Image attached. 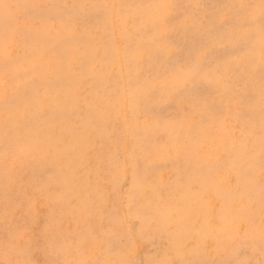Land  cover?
I'll list each match as a JSON object with an SVG mask.
<instances>
[{
  "label": "snow or ice",
  "instance_id": "obj_1",
  "mask_svg": "<svg viewBox=\"0 0 264 264\" xmlns=\"http://www.w3.org/2000/svg\"><path fill=\"white\" fill-rule=\"evenodd\" d=\"M115 110L133 142L93 163ZM210 195L235 246L181 258L173 229ZM0 224V264L41 238L47 264H264V0L0 2Z\"/></svg>",
  "mask_w": 264,
  "mask_h": 264
},
{
  "label": "rangeland",
  "instance_id": "obj_2",
  "mask_svg": "<svg viewBox=\"0 0 264 264\" xmlns=\"http://www.w3.org/2000/svg\"><path fill=\"white\" fill-rule=\"evenodd\" d=\"M0 2L23 3L24 0H0ZM127 2L131 4H138L154 2V0H127ZM120 42L122 43L123 41ZM170 112L171 109H169V113ZM140 127L142 128L143 126L141 125ZM130 129L131 125L124 120L119 110L118 112L116 110V113L115 111L111 112L105 119L102 120L99 128L94 130V138L99 139L100 143L96 146L97 151L91 154L92 162H97L96 157L98 152L107 151L108 147L112 144L113 136L123 137L127 145L131 146L132 135ZM167 131L168 130L164 128H160L159 130L150 128L147 129L144 134L151 135L154 141L155 137L164 136ZM237 135H239V133ZM157 156L160 159H169V156L165 153L154 154V158ZM104 189L106 192H111V186L108 184L104 185ZM144 196L146 198H151L152 194L151 192H145ZM221 204L222 201L220 199L211 195L206 200L200 202H197L193 198H189V204L186 212L184 213L182 223L178 225L176 229H173V231L178 232L175 243L181 247V258L192 260H219L224 258L231 248L235 246L236 241L230 237L228 232H222L219 229L213 232L212 227H214V225L210 227L204 224L205 217L212 219L216 216L220 210ZM2 228L3 225L0 224V231H2ZM37 233L39 235V229L37 230ZM170 243L172 242L168 240L167 235H156L154 237L146 238L139 245L138 258L148 259L157 254H162L169 248ZM173 258H175L174 254ZM33 259L36 261V264H47V262L51 259V256L46 251L42 238L39 240ZM253 260L256 262L261 260L258 250L253 256Z\"/></svg>",
  "mask_w": 264,
  "mask_h": 264
},
{
  "label": "bare ground",
  "instance_id": "obj_3",
  "mask_svg": "<svg viewBox=\"0 0 264 264\" xmlns=\"http://www.w3.org/2000/svg\"><path fill=\"white\" fill-rule=\"evenodd\" d=\"M117 112H118V110H117ZM115 113H116V110H115ZM112 118H113V117H112ZM106 123H107V122H106ZM113 124H114V123H113ZM105 125H107V124H105ZM112 126H113V125H112ZM126 126H127V125H126ZM127 128H128V127H127ZM130 130H131V129H130ZM147 132H148V131H147ZM145 133H146V132H145ZM126 136H127V133H126ZM126 141H127V140H126ZM132 142H133V141H132ZM126 144H127V143H126ZM163 156H164V155H163ZM163 156H162V157H163ZM160 157H161V156H160ZM166 159H167V158H166ZM166 159H165V160H166ZM151 194H152V193H151ZM146 196H147V195H146ZM218 199H219V198H218ZM212 211H213V210H212ZM192 213H193V212H192ZM180 230H181V229H180ZM183 230H185V229H183ZM179 233H180V232H179ZM186 233H187V232H186ZM185 235H186V234H185ZM186 236H187V235H186ZM204 237H205V236H204ZM226 238H227V237H226ZM226 238H225V239H226ZM227 239H228V238H227ZM227 239H226V240H227ZM226 240H225V241H226ZM179 241H180V240H179ZM222 242H223V241H222ZM177 245H178V244H177ZM199 254H200V253H199Z\"/></svg>",
  "mask_w": 264,
  "mask_h": 264
}]
</instances>
